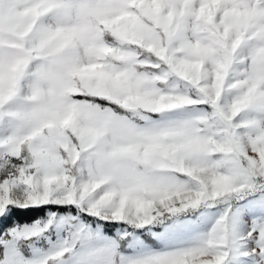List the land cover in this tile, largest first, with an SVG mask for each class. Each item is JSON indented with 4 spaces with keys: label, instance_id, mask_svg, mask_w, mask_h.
Instances as JSON below:
<instances>
[{
    "label": "snow or ice",
    "instance_id": "6c2138e0",
    "mask_svg": "<svg viewBox=\"0 0 264 264\" xmlns=\"http://www.w3.org/2000/svg\"><path fill=\"white\" fill-rule=\"evenodd\" d=\"M0 264H264V0H0Z\"/></svg>",
    "mask_w": 264,
    "mask_h": 264
},
{
    "label": "trees",
    "instance_id": "16d2710c",
    "mask_svg": "<svg viewBox=\"0 0 264 264\" xmlns=\"http://www.w3.org/2000/svg\"><path fill=\"white\" fill-rule=\"evenodd\" d=\"M19 218H20L21 221H27V220L30 219L29 216H25V215H21Z\"/></svg>",
    "mask_w": 264,
    "mask_h": 264
}]
</instances>
